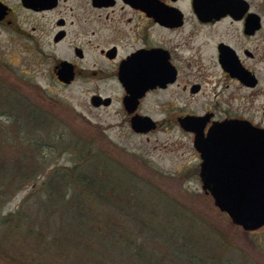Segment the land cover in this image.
Masks as SVG:
<instances>
[{
  "label": "rangeland",
  "instance_id": "1",
  "mask_svg": "<svg viewBox=\"0 0 264 264\" xmlns=\"http://www.w3.org/2000/svg\"><path fill=\"white\" fill-rule=\"evenodd\" d=\"M247 1L262 21L257 37L245 42L252 51L257 45L256 58H245L257 76V86L243 89L230 80L224 97H197L196 107L202 112L218 103L223 113L264 128V0ZM10 42L0 32V264H95L85 250L88 246L97 252L99 244L88 236L79 243L81 228L73 234V222L66 217L73 210L72 196L76 205L77 199L86 198L71 178L74 172L108 174L112 184L123 177L137 190L143 187L144 204L156 210L159 229L167 224L181 226L170 219L165 222L167 204L174 208L187 222L182 223L184 229L199 236L198 257L216 250L234 264H264V227L245 231L218 210L202 189L197 175L200 157L188 134L142 135L127 125L99 132L97 111L88 106L86 97H23L20 85L30 80V72ZM34 82L39 92L50 87L45 78ZM53 190L58 201L51 205L47 197ZM41 201H46L47 210L40 207ZM92 207L83 210L92 218L91 228L101 232L104 225L96 220L100 203ZM111 218L113 229L125 226L116 222H120L117 214ZM131 222L126 226L137 227ZM138 240L149 253L152 243L159 244L151 238ZM155 248L152 251L159 258L168 260L165 246Z\"/></svg>",
  "mask_w": 264,
  "mask_h": 264
},
{
  "label": "flooded vegetation",
  "instance_id": "2",
  "mask_svg": "<svg viewBox=\"0 0 264 264\" xmlns=\"http://www.w3.org/2000/svg\"><path fill=\"white\" fill-rule=\"evenodd\" d=\"M194 1L0 0V32L30 72L22 96L86 97L99 132L124 125L142 135L181 131L192 144L195 133L183 128L185 118L206 117L204 135L215 123L245 120L223 113L218 103L198 112L196 103L224 97L230 80L243 89L257 86L245 64L256 58L257 45L252 51L245 42L257 31L245 33L246 14L200 16ZM228 66L248 71L256 84L242 83ZM38 77L48 80L47 91L35 88ZM134 118L144 120L145 132L133 130Z\"/></svg>",
  "mask_w": 264,
  "mask_h": 264
},
{
  "label": "water",
  "instance_id": "3",
  "mask_svg": "<svg viewBox=\"0 0 264 264\" xmlns=\"http://www.w3.org/2000/svg\"><path fill=\"white\" fill-rule=\"evenodd\" d=\"M194 2L200 16L212 18L229 15L240 19L246 14L245 33L253 34L261 29L260 15L248 12L246 0ZM222 61L230 65V58H223ZM228 68L242 83L249 86L256 84L248 71L239 70L238 67ZM206 119L182 120L183 128L195 133L193 146L201 159L199 177L202 189L210 194L214 205L226 213L234 225L245 231L264 227V128L247 120L230 119L215 123L204 135L203 122ZM132 128L136 132L147 130L142 118H134Z\"/></svg>",
  "mask_w": 264,
  "mask_h": 264
},
{
  "label": "trees",
  "instance_id": "4",
  "mask_svg": "<svg viewBox=\"0 0 264 264\" xmlns=\"http://www.w3.org/2000/svg\"><path fill=\"white\" fill-rule=\"evenodd\" d=\"M124 174L130 175L125 172ZM71 178L77 185L81 186L86 198L77 199L78 204L76 205V196H72L71 200L74 205L71 208L73 210L72 212L67 211L66 217L73 222V234L76 235L77 231L75 232V230L80 226L81 231H79V234L82 238L79 243L82 242L84 237L88 236V239L99 244L97 252H93L88 246L85 250L87 251L85 255L89 256L90 261L94 259L95 264H234L231 260L224 259V256L216 250L210 256L198 257L196 252L200 251V243L197 241L199 236L190 235L192 233L188 229H184L182 223L186 220L166 202L168 209L165 222L170 219L172 222L181 223V226L169 223L171 225L167 224L159 229V226L155 223L156 210L144 204L143 187H139L137 190L135 184L127 182L123 177L119 178L118 181L115 180L112 184L113 182L108 179V174L103 173L101 175H88L85 172L76 175L74 172ZM47 201L51 205L58 201L55 190L49 194ZM45 202L41 201L40 204L43 209L46 207ZM97 203H100V210H98L96 220H98L99 225H104L101 232L91 228L92 218L87 215L88 213H85V210H92V206H97ZM40 207L39 209H41ZM113 214H117L120 222L118 219H116V222L118 224L123 223L124 227L119 228L121 227L119 224L117 229H113L116 228L114 226L112 228L111 224H115V221L111 218ZM131 220V223H135L140 229L126 226ZM150 220L151 222H149ZM154 224L156 227L152 226ZM139 238L158 240L159 244L152 243L153 247L151 249L155 250V246L163 249L165 246L168 260L159 258L160 255L152 250H149L152 253L147 252L148 249L143 245L144 243L139 242ZM128 239L131 241L128 242ZM161 251L163 252V250ZM158 252L161 254L160 250Z\"/></svg>",
  "mask_w": 264,
  "mask_h": 264
}]
</instances>
